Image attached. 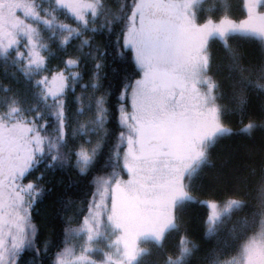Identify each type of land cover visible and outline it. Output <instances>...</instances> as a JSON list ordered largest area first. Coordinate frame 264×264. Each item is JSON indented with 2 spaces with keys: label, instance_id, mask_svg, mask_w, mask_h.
I'll return each instance as SVG.
<instances>
[{
  "label": "snow or ice",
  "instance_id": "1",
  "mask_svg": "<svg viewBox=\"0 0 264 264\" xmlns=\"http://www.w3.org/2000/svg\"><path fill=\"white\" fill-rule=\"evenodd\" d=\"M200 2L117 0L118 11L113 12L107 0H0V60L6 63L15 56L12 63L23 64L20 70L30 88V97L17 98L16 94L0 100V264H18L27 251L36 254L34 260L41 254L31 209L44 189L39 183L20 181L41 165L64 168L73 159L79 172L86 174L105 147L111 115L109 93H96L104 88L101 61L108 53L83 39L85 30L112 32L120 27L117 56L123 57L121 49L131 50L142 77H129L120 89L117 111L123 130L108 158L113 171L94 181L96 192L88 215L79 229L65 231L63 250L55 253L53 264H142V257L149 253L141 244L151 241L162 250L166 239L179 232L176 212L187 204L199 203L209 209L205 221L208 237L218 235L233 215L248 207L244 199L232 197L220 202L198 201L192 192L203 169L212 166L209 149L234 134L224 122L232 110L224 103L223 85L209 75L213 64L210 44L222 42L229 55L227 79L232 80L236 111L243 114L248 100L237 89L244 85L264 92V83L253 85L245 76L250 70L241 66L240 56L228 41L246 37L264 43V11H254L260 0H248L247 19L236 22L224 16L218 22L207 19L198 23L196 6ZM58 10L77 21L78 27L61 23ZM97 17H104V23L100 28L90 27V19L97 23ZM73 39H80L78 55L65 60L63 69H50L48 41L66 50ZM87 61H92L93 71L89 83H83L89 74L80 68ZM259 79L264 80V67L259 69ZM77 85L82 95L73 101L75 117L93 115L87 122L76 120L78 126L73 127L66 98L70 91L75 93ZM126 100L131 111L124 106ZM257 130H264V123L249 119L240 132L251 137ZM90 136L98 139L93 141ZM121 162L127 180L117 170ZM37 179L42 180L43 174ZM253 181L264 203V164L259 175L253 168L240 180ZM76 238L82 240L78 254L72 246ZM238 238L232 235L233 240ZM177 249L165 264H189L198 246L182 235ZM43 251L47 254V242ZM93 253H100L102 259H92ZM213 264H264V218L260 230L240 246L238 256L223 261L217 257Z\"/></svg>",
  "mask_w": 264,
  "mask_h": 264
},
{
  "label": "trees",
  "instance_id": "2",
  "mask_svg": "<svg viewBox=\"0 0 264 264\" xmlns=\"http://www.w3.org/2000/svg\"><path fill=\"white\" fill-rule=\"evenodd\" d=\"M122 2L131 3V0H122ZM107 6L113 12L118 11L117 0H107ZM198 7V23H204L207 19L219 21L224 16L240 22L247 19L250 5L248 0H202ZM254 11H264V0L257 3ZM57 16L61 23L68 24L72 28L78 27V22L63 10H58ZM97 21V23H92L90 19V27L100 28V25L104 23V17H97ZM120 37V27H114L112 32L105 30L92 33L85 30L83 39H88L93 47H100L108 53L101 61L104 65L103 74L106 76V79L101 81L104 88L96 95H102L105 91L109 93L107 106L111 115L109 123L106 125L109 135L106 138L105 147L98 157V163L86 174L79 172L73 159L64 168L48 169L41 165L38 170H33L23 179L22 182L25 183H39L44 189L31 209V221L38 229L37 240L41 254L39 259L34 260L36 254L27 251L21 256L18 264H53L55 253L63 247L65 231L69 228L79 229V225L87 213L88 205L96 192L94 181L97 177L109 176L113 171L108 163V158L118 143L119 132L123 130L118 122L117 111L120 89L124 83L128 82L129 77L137 79L140 75L131 50L121 49L124 51L123 57L117 56V41L120 40ZM48 43L52 53L48 59L50 69H63L65 60L78 55L76 50L80 45V39H73L66 50H61L54 41H48ZM228 43L240 56L241 66L250 70L245 73V76L252 81L253 85L257 82L264 83V80L259 79V69L264 67V43L256 38L246 37L232 38ZM23 50L25 51L24 48ZM84 51L87 52L89 49L85 47ZM210 52L213 64L209 75L223 85L222 91L226 93L224 103L232 110L224 122L232 128L234 134L220 139L214 147L209 149L212 166L203 169L192 194L198 201L220 202L229 197L240 198L246 201L248 207L233 215L231 221L221 228L218 235L208 237L206 236L205 221L209 215V209L199 203L187 204L176 212L180 223L179 232H173L166 239L162 250L156 245L147 249L149 254L142 257V264H165L169 256L175 257L182 235L187 236L198 246V249L189 258V264H213L217 257L221 261L231 259L238 256L240 246L244 241L260 230V220L264 218L262 215L264 214V203L261 202L260 195L256 190V182H240L241 178L249 176L253 168L259 175L261 165L264 164V130L255 131L251 137L240 132L243 124H246L249 119L255 120L257 123H264V92L252 86L242 85L237 91L244 93L248 104L245 113L236 111V101L232 95L234 90L230 86L232 80L227 79L230 76L229 66L231 64L229 55L220 41L210 44ZM80 70L89 74L83 81V83H89V77L93 71L92 61L82 64ZM47 74L45 73V75ZM17 77L11 74L7 64L0 60V100L6 95L19 94L17 98L19 96L30 97L28 81L23 74L17 75ZM235 79L238 77H233V80ZM4 88L11 89L12 92L6 94L2 91ZM81 95L79 85H77L74 94L71 91L67 94L66 109L70 108L73 114V127L78 126L76 120L87 122L93 115L88 113L85 116L75 117L77 105L73 101L76 96ZM88 95H91V90ZM125 102L128 103L127 100ZM49 132H51V128ZM88 138L93 141L98 139L96 136ZM122 148L123 146L120 151ZM117 170L119 174H126L122 168V162L121 167ZM41 174H43V179L38 180L37 178ZM233 229L234 233H232ZM232 235L239 238L233 240ZM75 240L81 241L80 238ZM45 242L48 244L47 254L43 251Z\"/></svg>",
  "mask_w": 264,
  "mask_h": 264
},
{
  "label": "rangeland",
  "instance_id": "3",
  "mask_svg": "<svg viewBox=\"0 0 264 264\" xmlns=\"http://www.w3.org/2000/svg\"><path fill=\"white\" fill-rule=\"evenodd\" d=\"M201 1H202V0H201ZM199 5H200V3L196 6V15H197V17H198V13H199V7H198ZM43 6H44V7H47V4H44ZM17 14H18V15H22V13H19V12H18ZM214 21L218 22L217 20H214ZM32 23H33V26H34V27H35V26H39V27L43 30L42 25H37L36 22H32ZM20 51H24L23 48H21ZM15 59H16L15 56H12V57L6 62V64H7V68H8V70H9V72L17 77V75H20V74L22 75L20 69L23 67V64H19V65H15V66H14L13 63H12V61L15 60ZM141 77H142V73L140 72V75H139V77H138L137 79H140ZM17 78H18V77H17ZM202 90H203V89H202ZM127 102H128V103H126V102L124 103V106H125V108H126L128 111H131V105H130V102H129V101H127ZM123 151H124V149L122 148L121 153H122ZM120 176H121V178L124 179V180H127V179L129 178L127 172H126L125 175L120 174ZM22 181H23V180H22ZM22 181H20V183H22V184H28V183H25V182H22ZM87 215H88V211H87V213L85 214L84 217H86ZM84 217H83V218H84ZM82 223H83V220L81 221V223H80V225H79V228L82 226ZM112 239H115V237L113 236ZM76 243H78V244H76ZM79 243H82V240L77 242V240L74 239L73 242H72V246L76 247V249H77V254H78V249H79ZM153 245H154L153 242L148 241V242H144V243H142V244H141V247H142V248H145V249H149V248H151ZM63 247H64V244H63ZM63 247L61 248L60 251L63 250ZM99 247L104 248V251H109V249H108L104 244H100ZM54 259H55V258H54ZM92 259L97 260V261L99 262V261L102 259V255H101L100 253H93V254H92Z\"/></svg>",
  "mask_w": 264,
  "mask_h": 264
}]
</instances>
